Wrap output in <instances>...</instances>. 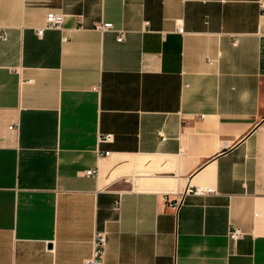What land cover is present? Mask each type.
<instances>
[{
  "label": "crops",
  "instance_id": "1",
  "mask_svg": "<svg viewBox=\"0 0 264 264\" xmlns=\"http://www.w3.org/2000/svg\"><path fill=\"white\" fill-rule=\"evenodd\" d=\"M100 231L104 264H264V0H0V264Z\"/></svg>",
  "mask_w": 264,
  "mask_h": 264
},
{
  "label": "built area",
  "instance_id": "2",
  "mask_svg": "<svg viewBox=\"0 0 264 264\" xmlns=\"http://www.w3.org/2000/svg\"><path fill=\"white\" fill-rule=\"evenodd\" d=\"M82 22V20L80 21ZM150 24L149 22L145 23V27H149ZM96 28L102 32H110V31H115L114 30V25L110 23H102L98 24ZM47 30H59V31H64L65 30V15L63 14H58V13H50L46 16V20L44 23V26L38 28L37 34L39 37H42L44 33ZM180 31L183 32V28H180ZM125 31L121 30L118 31V42H123L125 40ZM3 38H6L4 35ZM111 139V136H106L104 140L108 141ZM89 176H92L94 172H88L87 173ZM188 195H196L200 193V190L197 188H189L186 192ZM177 205L174 206L176 208ZM241 236V232L238 230H235L234 232L230 233V238L233 241H237ZM107 247V233L106 232H98L96 234V239H95V245H94V255L91 260L87 262V264H104V254L105 250Z\"/></svg>",
  "mask_w": 264,
  "mask_h": 264
}]
</instances>
